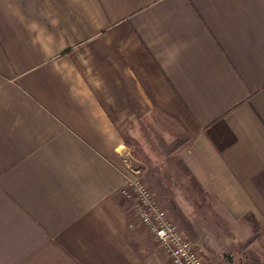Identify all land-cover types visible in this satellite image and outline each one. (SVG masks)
Listing matches in <instances>:
<instances>
[{"label": "crops", "instance_id": "obj_1", "mask_svg": "<svg viewBox=\"0 0 264 264\" xmlns=\"http://www.w3.org/2000/svg\"><path fill=\"white\" fill-rule=\"evenodd\" d=\"M162 125L264 262V0H0V264H172L120 192Z\"/></svg>", "mask_w": 264, "mask_h": 264}, {"label": "rangeland", "instance_id": "obj_2", "mask_svg": "<svg viewBox=\"0 0 264 264\" xmlns=\"http://www.w3.org/2000/svg\"><path fill=\"white\" fill-rule=\"evenodd\" d=\"M144 131L146 137L132 143L127 177L138 178L145 184L167 217L193 244L205 264H248L257 254L246 248L248 239L244 237L231 246V241L237 239L231 214L227 215L213 194L193 180L183 162L186 144L183 138L166 125L146 126ZM125 182L120 189L121 194ZM132 197L135 198L134 195ZM133 198L128 200L133 201L135 206ZM173 207L183 215L191 229L177 219ZM236 222L237 227L243 228L250 224L253 230L259 226L254 224L250 215L236 219ZM238 232V235L242 233V228Z\"/></svg>", "mask_w": 264, "mask_h": 264}, {"label": "built area", "instance_id": "obj_3", "mask_svg": "<svg viewBox=\"0 0 264 264\" xmlns=\"http://www.w3.org/2000/svg\"><path fill=\"white\" fill-rule=\"evenodd\" d=\"M122 195L127 199L135 196L133 200L139 221L167 250L172 264H205L183 231L167 217L138 178H126Z\"/></svg>", "mask_w": 264, "mask_h": 264}, {"label": "trees", "instance_id": "obj_4", "mask_svg": "<svg viewBox=\"0 0 264 264\" xmlns=\"http://www.w3.org/2000/svg\"><path fill=\"white\" fill-rule=\"evenodd\" d=\"M158 182V181H157ZM159 184V183H158ZM174 209V207L172 208ZM174 212H175V216L177 217V219H179L181 222L185 223L186 227L189 229L191 226L189 223H187L183 217V215L181 213H179L176 209H174ZM191 229V228H190ZM248 264H263L262 261L259 260V258L257 257H252L250 260H249V263Z\"/></svg>", "mask_w": 264, "mask_h": 264}]
</instances>
